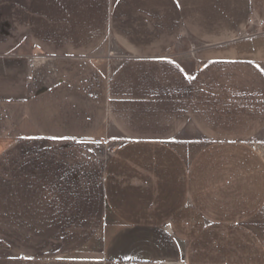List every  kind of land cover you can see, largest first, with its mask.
Instances as JSON below:
<instances>
[{
  "label": "crops",
  "instance_id": "obj_1",
  "mask_svg": "<svg viewBox=\"0 0 264 264\" xmlns=\"http://www.w3.org/2000/svg\"><path fill=\"white\" fill-rule=\"evenodd\" d=\"M263 138L264 0H0V264H264Z\"/></svg>",
  "mask_w": 264,
  "mask_h": 264
},
{
  "label": "rangeland",
  "instance_id": "obj_2",
  "mask_svg": "<svg viewBox=\"0 0 264 264\" xmlns=\"http://www.w3.org/2000/svg\"><path fill=\"white\" fill-rule=\"evenodd\" d=\"M182 43L184 44V46L186 48H188V51L191 52L190 51L191 47L188 46L189 44L185 43V42H182ZM199 48H201V45H199ZM99 54H100V56L98 58L100 61L98 63L104 64L105 67L109 68V69H113L115 67V65L117 66L121 62V60H125L124 56H122L121 53L116 48H114L112 45H108L106 50L104 52L100 51L98 53V55ZM98 55H95V57H97ZM42 65H43V63H42ZM71 67H72L71 69H73V70H70V71H78L80 68L79 65L78 66L72 65ZM67 70H69V69H67ZM87 144L92 150H96V149L98 150V144L96 142H89ZM256 144H258L257 146L261 147V149H259V150L262 152V154L264 156V138L261 139V141H258ZM102 150L104 151L103 148H102ZM263 243H264V238H263Z\"/></svg>",
  "mask_w": 264,
  "mask_h": 264
},
{
  "label": "built area",
  "instance_id": "obj_3",
  "mask_svg": "<svg viewBox=\"0 0 264 264\" xmlns=\"http://www.w3.org/2000/svg\"><path fill=\"white\" fill-rule=\"evenodd\" d=\"M181 41L189 44V46L191 47V50H190L191 52H193L194 50L199 48L198 44H192L191 45L189 42V39L185 36L181 37Z\"/></svg>",
  "mask_w": 264,
  "mask_h": 264
}]
</instances>
